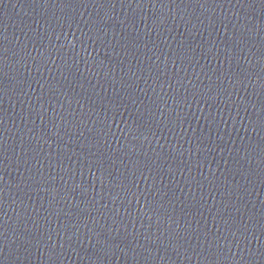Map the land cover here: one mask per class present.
Segmentation results:
<instances>
[{
  "label": "water",
  "instance_id": "1",
  "mask_svg": "<svg viewBox=\"0 0 264 264\" xmlns=\"http://www.w3.org/2000/svg\"><path fill=\"white\" fill-rule=\"evenodd\" d=\"M0 203L264 220V0H0Z\"/></svg>",
  "mask_w": 264,
  "mask_h": 264
}]
</instances>
